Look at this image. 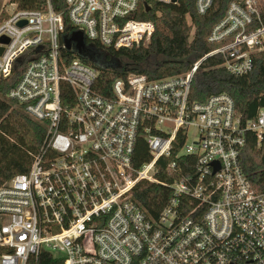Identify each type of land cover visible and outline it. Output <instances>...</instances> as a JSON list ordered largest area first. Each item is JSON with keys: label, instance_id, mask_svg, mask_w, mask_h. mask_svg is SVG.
Wrapping results in <instances>:
<instances>
[{"label": "built area", "instance_id": "built-area-1", "mask_svg": "<svg viewBox=\"0 0 264 264\" xmlns=\"http://www.w3.org/2000/svg\"><path fill=\"white\" fill-rule=\"evenodd\" d=\"M8 1L0 82L18 73L6 99L45 136L29 170L0 185V264L37 263L42 253L61 264H264V189L240 163L246 133L257 145L264 137V107L242 124L225 93L190 100L208 57L221 56L235 76L252 70V54L264 50V0H233L207 38L219 46L186 73H131L109 95L94 89V68L62 53L63 15L51 0L38 10ZM63 2L84 43L129 49L154 31L135 17L143 0ZM212 2L195 0L196 12ZM190 128L197 139L187 143ZM139 140L149 159L136 166ZM161 169L170 181L158 178ZM141 182L169 189L156 216L134 199Z\"/></svg>", "mask_w": 264, "mask_h": 264}, {"label": "trees", "instance_id": "trees-1", "mask_svg": "<svg viewBox=\"0 0 264 264\" xmlns=\"http://www.w3.org/2000/svg\"><path fill=\"white\" fill-rule=\"evenodd\" d=\"M12 1L21 10H38L42 6L40 0ZM143 1L135 17L154 24V31L146 44L115 50L85 42L92 51L93 61L78 57L73 48L62 51L66 57H77L98 72L94 89L102 95L110 94L114 80L131 73L145 74L154 80L186 73L196 61L219 46L209 43L207 38L233 0H213L204 15L196 12L195 0H177L169 4ZM144 3L150 5L149 11H145ZM51 5L56 12H62L63 35H70L74 27L64 13L63 0H51ZM4 17L5 14L0 13V21ZM222 63L221 56H212L200 64L190 85V100L202 102L210 95L225 93L233 100L241 123L245 124L253 120L258 108L264 107V50L252 54V70L241 76L228 73ZM17 74L13 71L8 80L0 82V185L29 170L45 136L41 125L29 120L6 99L8 88L17 79ZM148 159L145 142L139 140L135 148V165L139 166ZM240 163L251 184L264 189V137L257 145L255 135L246 133ZM158 178L170 181L162 169ZM168 196L169 189L153 183L141 182L134 190L135 201L152 216L157 215ZM29 264H61V261L42 253L37 263Z\"/></svg>", "mask_w": 264, "mask_h": 264}, {"label": "water", "instance_id": "water-1", "mask_svg": "<svg viewBox=\"0 0 264 264\" xmlns=\"http://www.w3.org/2000/svg\"><path fill=\"white\" fill-rule=\"evenodd\" d=\"M145 11L150 10V6L146 3H144ZM25 22L18 23V26L24 25ZM3 43L7 42V39L5 37L1 38L0 40ZM62 42L64 45V48L66 51L73 50L76 52L77 56L86 59L88 61H93V54L90 49H88L83 41V36L81 31H74L70 35H63L62 36Z\"/></svg>", "mask_w": 264, "mask_h": 264}, {"label": "rangeland", "instance_id": "rangeland-1", "mask_svg": "<svg viewBox=\"0 0 264 264\" xmlns=\"http://www.w3.org/2000/svg\"><path fill=\"white\" fill-rule=\"evenodd\" d=\"M3 8L6 11H10L11 10V6L9 5V1L8 0H0V10L3 9ZM192 31H193V29H192ZM191 35H192V32H191L190 36ZM194 131L195 130L193 128L189 129V132H188V135H187V140H186L187 143H191L192 141L197 139V136H196Z\"/></svg>", "mask_w": 264, "mask_h": 264}]
</instances>
